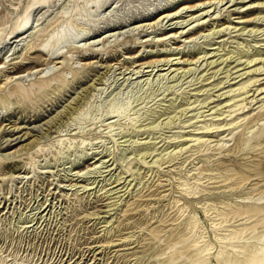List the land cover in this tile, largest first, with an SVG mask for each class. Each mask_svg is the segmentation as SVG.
Listing matches in <instances>:
<instances>
[{"label":"rangeland","instance_id":"rangeland-1","mask_svg":"<svg viewBox=\"0 0 264 264\" xmlns=\"http://www.w3.org/2000/svg\"><path fill=\"white\" fill-rule=\"evenodd\" d=\"M247 1L0 0V264H248L264 0Z\"/></svg>","mask_w":264,"mask_h":264},{"label":"bare ground","instance_id":"bare-ground-1","mask_svg":"<svg viewBox=\"0 0 264 264\" xmlns=\"http://www.w3.org/2000/svg\"><path fill=\"white\" fill-rule=\"evenodd\" d=\"M249 1H251V0H248L247 2H249ZM39 3H41L42 1H38ZM37 2V3H38ZM231 2V1H230ZM233 2V1H232ZM244 2V1H243ZM254 3V2H253ZM257 4H259L258 2H257ZM255 7H257V6H255ZM32 8V7H31ZM189 8V7H188ZM194 8V7H193ZM191 10V9H190ZM169 16H172V14H170V15H164V16H162V17H159L157 20H159V19H167ZM201 17V16H200ZM156 23V22H155ZM147 25H151V24H147ZM159 25V24H158ZM145 26V25H144ZM152 26H153V23H152ZM139 27V26H138ZM227 27H229V26H227ZM25 28V26H24V24H18V25H16L15 26V28H14V30L12 31V32H15V33H17V32H21L23 29ZM226 29V28H225ZM213 31V30H212ZM7 34V33H6ZM5 34V35H6ZM11 33H8V36L10 35ZM19 34V33H18ZM23 36V35H22ZM11 39V38H10ZM18 41H21V40H18ZM189 53V52H188ZM258 53H260V52H255L254 53V56H255V54H258ZM245 57V56H244ZM240 60V59H239ZM258 59L256 58V59H246V64L247 65H249V64H251L252 62H256ZM223 61L224 60H222L221 59V62L220 63H223ZM186 62V61H185ZM193 62V61H192ZM243 62V61H242ZM168 63V62H167ZM213 63H215V62H213ZM212 62L211 63H209V65L211 64H213ZM259 63H262V66H260V67H257V68H255V69H252V71H253V73H252V75L256 72V71H261V68L262 67H264V58H261V60H260V62H257V63H253V64H259ZM243 64V63H242ZM245 64V65H246ZM152 65V64H151ZM188 65V64H187ZM237 69V68H236ZM238 69H239V67H238ZM237 71V73H238V71L239 70H236ZM99 72V71H98ZM244 72H246V71H244ZM248 72V71H247ZM240 74V73H239ZM243 74V73H242ZM242 74H240V76L242 75ZM213 76V75H212ZM227 77V76H226ZM247 78V77H246ZM257 81H259V79H257V78H255V77H252V78H249V79H247L245 82H243V83H241V84H239V88L236 86L235 87V89L236 88H238V89H236V90H243V89H246V87L248 86V85H251V84H254L255 82H257ZM249 82V83H248ZM218 83H220V82H218ZM248 83V84H247ZM217 84V83H216ZM238 84V83H237ZM246 84H247V86H246ZM218 85V84H217ZM253 86V85H252ZM217 87V86H216ZM234 87V86H233ZM264 87H262V88H260V89H258V90H261V89H263ZM233 90V93H234V91H236V90ZM231 90V89H230ZM231 90V91H232ZM258 90H254V91H258ZM228 92H230V91H228ZM247 93V92H246ZM253 95V94H252ZM252 95H250V96H252ZM228 97V96H227ZM253 97V96H252ZM85 98V95H83V97H82V99H84ZM247 99V98H246ZM245 98L244 99H241V100H246ZM229 100H232V99H229ZM228 100V101H229ZM78 105V104H77ZM242 105V104H241ZM240 105V106H241ZM245 107V106H244ZM244 107H242V109L244 108ZM241 108V107H240ZM240 110V109H239ZM71 111V110H70ZM70 111H68V109L65 111V114L64 115H72V112H70ZM220 114V113H219ZM264 114V113H263ZM262 115V114H261ZM261 115H260V117H261ZM263 116V115H262ZM257 117V116H256ZM255 117V118H256ZM39 119V118H38ZM62 119H63V117H62ZM256 120V119H255ZM61 121V119L60 120H58L57 121V123L58 122H60ZM250 122V121H249ZM252 123V122H251ZM15 130V128L14 129H12L11 130V132H13ZM210 130V129H209ZM16 131H17V129H16ZM24 131V130H23ZM207 133V132H206ZM12 138V137H11ZM183 140V139H182ZM24 143V142H23ZM16 144V143H15ZM12 146V145H11ZM172 152V151H171ZM82 158V157H81ZM76 159V158H75ZM74 164V163H73ZM77 165V164H76ZM260 183H255V187L257 186V185H259ZM128 185V184H127ZM253 191V190H252ZM263 212V211H262ZM260 213V212H259ZM254 225V224H253ZM248 264H264V243L260 246V248L259 249H255L254 250V253L251 255V258H250V260H249V262H248Z\"/></svg>","mask_w":264,"mask_h":264}]
</instances>
